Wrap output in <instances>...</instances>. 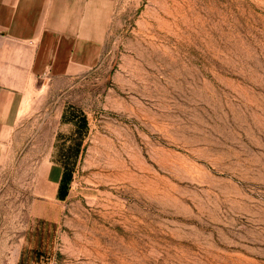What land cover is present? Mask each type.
<instances>
[{
    "label": "rangeland",
    "instance_id": "rangeland-1",
    "mask_svg": "<svg viewBox=\"0 0 264 264\" xmlns=\"http://www.w3.org/2000/svg\"><path fill=\"white\" fill-rule=\"evenodd\" d=\"M43 107L72 155L58 224L23 243L50 132L0 165V264H264V0L121 1L100 67Z\"/></svg>",
    "mask_w": 264,
    "mask_h": 264
},
{
    "label": "crops",
    "instance_id": "crops-1",
    "mask_svg": "<svg viewBox=\"0 0 264 264\" xmlns=\"http://www.w3.org/2000/svg\"><path fill=\"white\" fill-rule=\"evenodd\" d=\"M121 1L0 0V165L33 162L34 143L54 132L50 149L38 160L37 199L31 204L36 217L47 223H26L25 244L34 242L30 236L35 243H48L45 238L55 231L65 195L62 164L72 156L56 150L58 133L66 125L60 122L63 112L54 123L39 121L45 115H40L43 101L58 99L60 86L76 83L100 67ZM18 148L22 153L13 154ZM3 149L10 150L5 161ZM24 250L21 246L12 264H23Z\"/></svg>",
    "mask_w": 264,
    "mask_h": 264
}]
</instances>
